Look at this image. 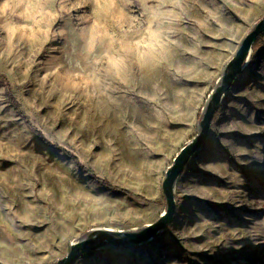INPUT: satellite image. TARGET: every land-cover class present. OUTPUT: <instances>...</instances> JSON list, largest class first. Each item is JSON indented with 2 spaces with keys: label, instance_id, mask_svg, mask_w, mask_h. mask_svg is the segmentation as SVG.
Wrapping results in <instances>:
<instances>
[{
  "label": "rangeland",
  "instance_id": "rangeland-1",
  "mask_svg": "<svg viewBox=\"0 0 264 264\" xmlns=\"http://www.w3.org/2000/svg\"><path fill=\"white\" fill-rule=\"evenodd\" d=\"M263 19L264 0H0V264L159 221L167 171ZM175 200L153 240L73 264H264V35Z\"/></svg>",
  "mask_w": 264,
  "mask_h": 264
},
{
  "label": "water",
  "instance_id": "water-1",
  "mask_svg": "<svg viewBox=\"0 0 264 264\" xmlns=\"http://www.w3.org/2000/svg\"><path fill=\"white\" fill-rule=\"evenodd\" d=\"M262 35H264V19L259 22L253 31L246 37L235 57L228 64L220 85L213 92L206 107L203 120L200 122V133L181 149L174 160V164L167 171L163 183L167 210L166 213L162 215V218L156 223L148 225L140 232L115 233L101 230L94 231L82 241L73 244L69 255L58 264H73L82 252L88 250L98 251L107 246L123 247L127 245H142L145 242L153 240L160 231L173 223L177 211L175 200V187L177 181L193 156L205 145L210 134L214 116L219 110L226 94L231 90L237 78L245 70L252 49Z\"/></svg>",
  "mask_w": 264,
  "mask_h": 264
},
{
  "label": "trees",
  "instance_id": "trees-1",
  "mask_svg": "<svg viewBox=\"0 0 264 264\" xmlns=\"http://www.w3.org/2000/svg\"><path fill=\"white\" fill-rule=\"evenodd\" d=\"M2 80H3V82L5 83V84H7V80L4 78V77H2ZM10 96V99L12 100V102L14 103L13 105H14V107L16 108V109H18L19 110V105L15 102V98L13 97V94H10L9 95ZM43 143H45V144H48V142L45 140V139H40ZM50 146V145H49ZM66 154V153H65ZM66 156L67 157H73V159H75L74 158V156L73 155H70V154H66ZM100 185H102V186H104V187H109V185L108 184H106L105 182H103V181H101L100 179H98V178H94Z\"/></svg>",
  "mask_w": 264,
  "mask_h": 264
},
{
  "label": "bare ground",
  "instance_id": "bare-ground-1",
  "mask_svg": "<svg viewBox=\"0 0 264 264\" xmlns=\"http://www.w3.org/2000/svg\"><path fill=\"white\" fill-rule=\"evenodd\" d=\"M252 52H253V49H252ZM251 55H252V53H251ZM251 55H250V57H249V60H250V58H251ZM249 60H248V63H249ZM248 63H247V64H248Z\"/></svg>",
  "mask_w": 264,
  "mask_h": 264
}]
</instances>
